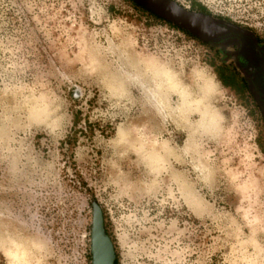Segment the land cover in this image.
<instances>
[{
  "label": "rangeland",
  "instance_id": "374dc122",
  "mask_svg": "<svg viewBox=\"0 0 264 264\" xmlns=\"http://www.w3.org/2000/svg\"><path fill=\"white\" fill-rule=\"evenodd\" d=\"M176 1L264 39V0ZM155 59L193 96L214 75V128L155 111ZM93 202L118 264H264L262 109L215 45L135 0H0V264H92Z\"/></svg>",
  "mask_w": 264,
  "mask_h": 264
},
{
  "label": "bare ground",
  "instance_id": "6f19581e",
  "mask_svg": "<svg viewBox=\"0 0 264 264\" xmlns=\"http://www.w3.org/2000/svg\"><path fill=\"white\" fill-rule=\"evenodd\" d=\"M115 31L118 33V44L116 48L121 52L124 61L127 64H132L134 61L141 60L142 57L132 47L128 35L122 30L115 29ZM113 47L115 48V46ZM152 63L155 64V76H158V80L155 81V90L149 91L147 96L152 100L155 111L160 113L161 116L175 115L177 122L185 125L188 120V112L199 107L200 118L198 119L199 122L196 127H201L203 129L214 128L218 123V115L212 108H209L208 105L204 106V102L202 101V96L206 97L207 94H212L214 91L218 90V80L215 79L214 75L208 73L206 70H195V79H197V83L202 90V95L193 96L192 89L186 81L185 74L182 71L174 68L169 62H162L155 59V62ZM136 72L137 71L134 69L127 70L121 67V73L117 75L121 80H123V76L127 79L130 78L134 80L138 78ZM172 91L178 93L175 104L171 102V94L169 92ZM157 142L159 148L162 149L161 142L159 140ZM188 142L185 144L184 149L189 148L190 143ZM201 157L200 155L199 159H201ZM197 169L202 177L208 173L207 166L203 163V160L198 162Z\"/></svg>",
  "mask_w": 264,
  "mask_h": 264
},
{
  "label": "flooded vegetation",
  "instance_id": "af4514ba",
  "mask_svg": "<svg viewBox=\"0 0 264 264\" xmlns=\"http://www.w3.org/2000/svg\"><path fill=\"white\" fill-rule=\"evenodd\" d=\"M201 38L215 45L233 64L253 93L264 114V39L254 31L214 18L198 29Z\"/></svg>",
  "mask_w": 264,
  "mask_h": 264
},
{
  "label": "water",
  "instance_id": "95a60500",
  "mask_svg": "<svg viewBox=\"0 0 264 264\" xmlns=\"http://www.w3.org/2000/svg\"><path fill=\"white\" fill-rule=\"evenodd\" d=\"M155 14L178 24L201 37L198 29L213 20L208 14L190 11L176 0H135ZM204 39V38H203ZM91 227L92 264H117L116 250L111 236L107 233L101 206L93 202Z\"/></svg>",
  "mask_w": 264,
  "mask_h": 264
},
{
  "label": "trees",
  "instance_id": "16d2710c",
  "mask_svg": "<svg viewBox=\"0 0 264 264\" xmlns=\"http://www.w3.org/2000/svg\"><path fill=\"white\" fill-rule=\"evenodd\" d=\"M116 263H117V261H116ZM118 264V263H117Z\"/></svg>",
  "mask_w": 264,
  "mask_h": 264
}]
</instances>
